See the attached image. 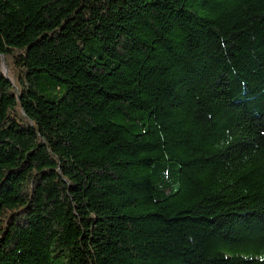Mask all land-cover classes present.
Here are the masks:
<instances>
[{
    "label": "trees",
    "instance_id": "1",
    "mask_svg": "<svg viewBox=\"0 0 264 264\" xmlns=\"http://www.w3.org/2000/svg\"><path fill=\"white\" fill-rule=\"evenodd\" d=\"M0 264H264V0H0Z\"/></svg>",
    "mask_w": 264,
    "mask_h": 264
},
{
    "label": "water",
    "instance_id": "2",
    "mask_svg": "<svg viewBox=\"0 0 264 264\" xmlns=\"http://www.w3.org/2000/svg\"><path fill=\"white\" fill-rule=\"evenodd\" d=\"M2 61H4V59L2 58ZM4 73L7 75V70L6 69H4Z\"/></svg>",
    "mask_w": 264,
    "mask_h": 264
}]
</instances>
